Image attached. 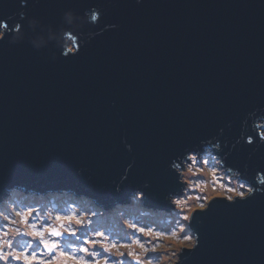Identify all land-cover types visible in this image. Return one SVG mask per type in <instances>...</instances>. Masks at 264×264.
I'll list each match as a JSON object with an SVG mask.
<instances>
[{"label":"water","instance_id":"water-1","mask_svg":"<svg viewBox=\"0 0 264 264\" xmlns=\"http://www.w3.org/2000/svg\"><path fill=\"white\" fill-rule=\"evenodd\" d=\"M27 2V28L0 41V203L17 188L107 209L144 191L170 211L169 158L264 109V0ZM18 4L0 13L15 23ZM190 215L199 243L180 264H264V192Z\"/></svg>","mask_w":264,"mask_h":264},{"label":"snow or ice","instance_id":"snow-or-ice-1","mask_svg":"<svg viewBox=\"0 0 264 264\" xmlns=\"http://www.w3.org/2000/svg\"><path fill=\"white\" fill-rule=\"evenodd\" d=\"M80 6L74 5L73 7ZM30 7L27 0H19L17 11H15L19 19L15 23H12L5 13H0V30H3L0 31V41L14 34L18 35L27 28ZM86 10L99 9L94 6ZM91 19L97 20L93 15ZM80 46L79 41H76V51L70 52L71 54L67 53L65 56L77 54ZM125 147L131 151V145H125ZM262 148H264V109L247 113L231 136H226L224 129H218L215 134L202 138L198 144L184 148L174 158H169L167 167L173 175L175 188L168 195V203L174 206L176 215L179 217L177 220L179 231H173L171 235L183 242L178 251L173 250L176 264H180L181 260L196 249L199 243L198 234L191 230L194 215L182 214L189 210L185 208L187 201L182 197L181 189L192 183L193 177L200 179L197 174L203 171L202 165L209 166L210 175L214 177L213 184L216 183L218 169L232 172L234 168L236 173L243 178L238 186L226 187L224 199H213L207 203V206L201 202L198 204V210L191 211L205 213L217 200L223 202L226 200L229 206H235L238 202H246L255 194L264 192V157L253 159L257 150ZM239 152L248 154V160L242 165L231 159L233 153ZM193 166H195V172H193ZM225 166H227L226 169ZM131 168V164L125 167L121 176L122 180L127 179V173ZM185 171L188 173L187 178L184 175ZM142 188H149V184L143 183ZM144 195V191H137L133 199L142 202ZM197 199L201 198L197 197ZM15 215L21 217V223L27 224L28 227L27 230H21L19 227L12 228L14 235L9 238V225L16 222L9 216L4 217L6 223L0 226V233L3 237L0 238V264H123L125 257L130 258V264H153L154 259L159 258L158 255H153L156 253L154 243L151 253L147 242L141 243V239L150 240L152 238L151 228H137L135 224H129L130 229H135L142 236L133 239L130 244H117L108 243L105 233L91 227L92 221L86 220L85 214L61 215L57 213L51 223L46 221L42 226L29 223L31 210L23 213L16 212ZM181 221L188 223L185 225ZM89 232L92 233L91 236L88 235ZM133 245L139 246L143 257L132 250ZM122 248L127 251H121ZM113 252H115V257L110 261L109 257Z\"/></svg>","mask_w":264,"mask_h":264},{"label":"rangeland","instance_id":"rangeland-1","mask_svg":"<svg viewBox=\"0 0 264 264\" xmlns=\"http://www.w3.org/2000/svg\"><path fill=\"white\" fill-rule=\"evenodd\" d=\"M202 168L203 171L197 174L200 179L197 180L196 177H193V182L187 184L184 188L182 197L188 202L185 208L189 211L182 214L190 215L193 212L191 210L198 209L199 203L204 202L206 204L214 196H226L224 190L228 185L221 187L223 182L229 184L231 187L238 186L239 180L236 176L230 179L224 171L219 169L217 170V178H215L216 183L213 184L214 177L210 175L209 166L202 165ZM195 170V166H193V172ZM184 175L187 178V171H185ZM206 179H209V181L205 182ZM205 185H210L211 189L203 190L201 186ZM206 191L209 194H206ZM58 192L64 193V191H52L47 193L49 196L45 197L33 191L24 192L23 190L14 188L10 192L9 197L0 203V226L6 223L4 220L5 216H9L16 222L9 225V238H11L14 235L11 231L12 228L19 227L21 230H27L28 227L27 224L21 223V217L16 216V212L23 213L31 210L29 223H36L38 226H42L46 221L51 223L57 213L61 215L70 213L85 214L86 220L92 221L91 227L105 233L108 237V243L130 244L133 239L140 238L142 234L137 233L135 229H130L128 227L129 224H135L137 228H151L153 232L152 238L150 240L147 238L141 239V243L147 242L150 253L153 243L155 244L156 253L153 255H158L159 258L158 260L154 259L153 264H173L176 261L173 250L178 251L182 247L183 242L171 235L173 231H179L177 224L179 217L176 215L175 208L163 212V210L147 208L140 200L134 199V204L128 201L127 204L117 207L112 206L106 211L105 207L94 206L88 201L68 203L67 196L57 197L59 201L49 203L47 200L53 199L57 196ZM135 193H133V197ZM78 197L82 198L83 196ZM197 197L201 199L198 200ZM93 213L95 215H92ZM181 222L185 225L188 223L187 221ZM88 235L91 236L92 233L89 232ZM0 238H3L2 233H0ZM120 250L127 251V249L123 248ZM132 250L143 257V253L138 245H133ZM114 257L115 252L109 257V260L112 261ZM123 264H130V258H123Z\"/></svg>","mask_w":264,"mask_h":264},{"label":"trees","instance_id":"trees-1","mask_svg":"<svg viewBox=\"0 0 264 264\" xmlns=\"http://www.w3.org/2000/svg\"><path fill=\"white\" fill-rule=\"evenodd\" d=\"M66 194V195H65ZM45 197H47V196H49L48 194H46V195H44ZM65 196H67V200L70 202V203H73V202H82V201H87L86 199H85V197H78V198H75L74 196H73V194H67V193H61V192H58V194H57V196H55L53 199H49L50 201H51V203H53V202H57V201H59L58 199H57V197H65ZM134 199H132L131 200V203H135L134 201H133Z\"/></svg>","mask_w":264,"mask_h":264},{"label":"bare ground","instance_id":"bare-ground-1","mask_svg":"<svg viewBox=\"0 0 264 264\" xmlns=\"http://www.w3.org/2000/svg\"><path fill=\"white\" fill-rule=\"evenodd\" d=\"M207 181H209V179H206V180H205V182H207ZM222 185H223V187H225V185L230 186L229 184H227V183H225V182H223ZM201 188H202L203 190H210V189H211L210 185L201 186ZM205 193H206V194H209V192H207V191H206ZM71 194L75 195V194L72 193V192H71ZM75 196H76V195H75ZM189 201H191V200L189 199ZM186 204H188V202H187ZM167 245H169V243H167Z\"/></svg>","mask_w":264,"mask_h":264},{"label":"clouds","instance_id":"clouds-1","mask_svg":"<svg viewBox=\"0 0 264 264\" xmlns=\"http://www.w3.org/2000/svg\"><path fill=\"white\" fill-rule=\"evenodd\" d=\"M137 2H139V0H137ZM93 16H95L96 19H98L99 13H94ZM93 21H95V20H93ZM224 172H225V171H224ZM225 174H227V173L225 172ZM227 175L229 176V177L227 176L228 178L232 179L233 176L231 177L229 174H227ZM239 182H240V181H239ZM48 193H49V192H48ZM68 193L71 194V192H68ZM46 194H47V193L43 194V196L46 195ZM73 196L76 197L75 195H73ZM83 197H84V196H83ZM214 197H215V196H214ZM101 207H103V206H101Z\"/></svg>","mask_w":264,"mask_h":264}]
</instances>
